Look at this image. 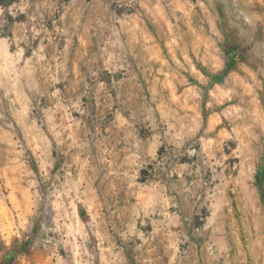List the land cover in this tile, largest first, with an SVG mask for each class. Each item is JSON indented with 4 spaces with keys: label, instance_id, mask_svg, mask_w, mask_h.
I'll return each mask as SVG.
<instances>
[{
    "label": "rangeland",
    "instance_id": "374dc122",
    "mask_svg": "<svg viewBox=\"0 0 264 264\" xmlns=\"http://www.w3.org/2000/svg\"><path fill=\"white\" fill-rule=\"evenodd\" d=\"M197 126L200 158L237 159L200 264H264V0H0V264H147L106 158Z\"/></svg>",
    "mask_w": 264,
    "mask_h": 264
},
{
    "label": "crops",
    "instance_id": "0c3cea01",
    "mask_svg": "<svg viewBox=\"0 0 264 264\" xmlns=\"http://www.w3.org/2000/svg\"><path fill=\"white\" fill-rule=\"evenodd\" d=\"M158 72L151 71L149 75L154 78L162 75ZM137 77H140V70L134 67L130 78L134 86L139 82ZM138 96L134 91L132 97ZM150 130L152 133L146 136L136 134L134 144L125 145L122 154L119 151L114 158H106V167L112 165L109 168H116L109 173L122 174L120 177L128 179L137 197L130 208L134 211L132 219H125L118 233L140 245H163L162 250L146 251L141 247V251L133 253V258L149 260L147 264H154L151 260L162 258L169 260L170 264H200V258L217 255L200 251V211L225 209L222 206L226 203L222 202L224 193L220 190L213 192L212 188H227L228 181L235 176L231 165L237 163V159L205 155L200 158V146L204 151L212 146L207 141L200 145L199 126L181 130L180 134L178 130ZM189 139L193 141L190 143ZM193 142L197 143L195 154L190 149ZM178 150L181 158H173ZM173 160L174 165L170 168L168 163ZM121 166L123 170H117ZM214 170L225 171L226 184L221 179L214 180V185L207 184L210 172ZM143 174L146 179L142 178ZM219 197L221 201L218 202Z\"/></svg>",
    "mask_w": 264,
    "mask_h": 264
}]
</instances>
